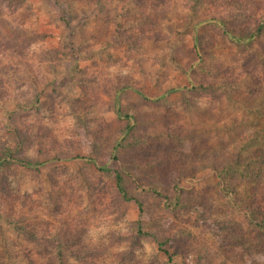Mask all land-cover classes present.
<instances>
[{
  "label": "rangeland",
  "instance_id": "rangeland-1",
  "mask_svg": "<svg viewBox=\"0 0 264 264\" xmlns=\"http://www.w3.org/2000/svg\"><path fill=\"white\" fill-rule=\"evenodd\" d=\"M13 4L0 22V148L19 124L24 132L12 146L51 161L0 174V264H25L10 259L17 248L8 218L20 217L69 241L90 264H166L154 240L137 243L139 207L120 200L97 169L103 165L170 194L167 203L128 182L144 204L145 230L166 241L171 264H264V252L251 247L258 239L248 209L204 169L241 143L250 154L253 135L264 146V0ZM258 28L245 43L229 36ZM128 123L131 146L116 160ZM175 182L184 187L182 203L170 189Z\"/></svg>",
  "mask_w": 264,
  "mask_h": 264
},
{
  "label": "trees",
  "instance_id": "trees-1",
  "mask_svg": "<svg viewBox=\"0 0 264 264\" xmlns=\"http://www.w3.org/2000/svg\"><path fill=\"white\" fill-rule=\"evenodd\" d=\"M13 1L14 0H0L1 23L6 24V22L3 21L5 16L7 15V13L10 14L11 9L12 11L15 9V4H13ZM6 2H8L6 7H8L9 10H7V12L5 13ZM8 25L11 26L12 24L8 23ZM260 32L261 28H258L256 32L247 37H243L242 39L233 35L229 36L234 42L241 44L245 43L249 39V37L250 40L256 38V35ZM174 91V89L169 90L167 92V95L174 93ZM14 123H16L17 125L16 120H14ZM129 123L124 130V138L122 139L123 141L113 147L112 155L116 160H118V156L120 157V155L128 150L131 146L129 145L130 140L128 139L132 135V128L130 125L131 123ZM24 127L25 126H21L18 124V127H15L13 132H10L9 136H7V138H4L3 140V146L0 148L1 175H4L5 172L9 170L17 168L39 170L41 167H45L51 161L28 159L23 156V153L16 149L17 145L12 146V144H14L16 141L20 142L18 140L20 139V135L18 136L17 134H20L21 132L23 133ZM251 137V144L256 149L253 150L250 154H243L244 146L242 145L243 143H241V147L236 148L234 150V153L232 151H227L221 153V156L218 155L213 157L212 160L215 161V166H205L204 169L215 174L218 180L221 181L220 184L223 183L227 190V197L229 196L230 200H233L236 204L239 203L241 206H246L248 212L245 216H247L246 218L248 224L250 225L253 233H255L254 235H256V238L258 239V245L252 244L251 247H254L257 253H263L264 246L260 247V244L261 240L264 239V146L261 147L259 144H257L256 137L254 135ZM240 142H242V138ZM72 158L68 159L71 160ZM56 159L57 158L52 160L55 161ZM204 159L205 161H210V158L208 156H206ZM90 161L93 162L95 168L98 166L96 164V160L92 159ZM97 169L114 181V188L122 202H135L139 207L140 219L135 223V226L133 227V231L135 232L134 237L137 243H140L141 239L146 238L154 240L157 245L156 257H159L161 254L167 258L166 264H171L173 256L165 246L167 245L166 241L161 242L157 235L145 230L142 219L145 216L144 204L138 197L133 196L130 193L128 182L130 180L133 181L138 188L142 189V192L158 197L166 201L167 203L171 201L170 194H166L163 186L158 187L155 185L146 187L144 184H142L140 178H138L133 172L126 171V169L124 168L116 169L114 167L103 165L100 167L98 166ZM237 177H241L242 182L237 183ZM242 186H244L246 189L243 188L241 190L240 187ZM170 189L172 193L174 191L176 195L178 194V196H176V203H182V198L184 197L185 190L180 182L173 183L172 188L170 187ZM168 205L169 207H172L171 204ZM8 219L10 221L9 224L12 228L11 230H13V242H15L14 245L17 248V253H15L10 258L11 260L14 259L12 261L21 259L23 262H25V264H69L67 254L68 252H70L72 255L77 257V259H80V264H90V260L87 259L89 255L86 258V255L81 253L79 250H76L77 252H74L69 241H66L64 239L62 240L58 235H53L48 231L42 232V227L38 226V224H31L29 226L25 225L24 223L20 222L23 219L22 217L17 218L16 220L15 218ZM43 242H54V244H56V249L50 251L48 248L43 246ZM91 264H94V260H91Z\"/></svg>",
  "mask_w": 264,
  "mask_h": 264
}]
</instances>
